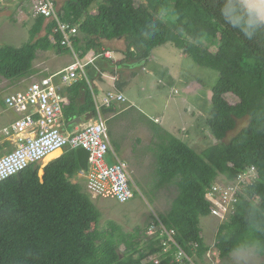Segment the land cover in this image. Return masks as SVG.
Wrapping results in <instances>:
<instances>
[{"label": "trees", "instance_id": "1", "mask_svg": "<svg viewBox=\"0 0 264 264\" xmlns=\"http://www.w3.org/2000/svg\"><path fill=\"white\" fill-rule=\"evenodd\" d=\"M54 1L61 19L78 29L73 42L79 57L99 56L86 67L88 80L82 77L64 89L68 124L95 113L93 81L105 73L97 72L99 63L144 65L156 48L169 45L218 72L207 118L217 143L198 153L167 134L160 144L157 172L176 181L179 194L159 218L177 230L180 246L202 261L210 250L200 228V218L211 216L206 193L219 176L233 181L254 166L259 177L243 187L234 213L218 225L214 247L220 259L243 248L264 256V23L257 14L239 0ZM33 19L29 42L0 46V77L28 76L38 51H68L60 34L51 40V23ZM117 41L124 42V59L105 60L108 46ZM246 118L247 126L228 139ZM41 168L30 166L0 183V264H178L173 249L163 253L159 236L147 235L149 225L132 232L112 221L100 227L101 212L81 182H74L81 172L76 150L50 161L43 174Z\"/></svg>", "mask_w": 264, "mask_h": 264}, {"label": "built area", "instance_id": "2", "mask_svg": "<svg viewBox=\"0 0 264 264\" xmlns=\"http://www.w3.org/2000/svg\"><path fill=\"white\" fill-rule=\"evenodd\" d=\"M8 1L0 0V10L6 7ZM30 2L33 17H44L52 24L51 40H55L54 34H60L61 45L70 52L71 59L68 66L60 72L34 81L25 91L5 97V106L20 113L21 116L8 130V133L16 137L17 147L0 158V183L30 166L41 164L57 151L83 148L90 153L89 169L84 171L88 191L96 197L111 198L120 203L134 199L136 190L129 166L111 147L103 113L104 109L112 107L115 103L126 102L125 95L110 91L101 101L93 95L94 119L74 133H65L62 129V120L64 105L68 103V99L64 89L82 77L87 79L86 67L93 60L90 59L87 63L79 57L73 42L78 29L61 19L54 0ZM17 11L21 16L25 14L22 7ZM110 158L113 161L111 164L108 162ZM258 177L257 169L251 166L240 172L233 181L225 177L224 182L216 179L205 195L210 205V215L219 218L221 223L229 219L234 213L243 187L252 184ZM147 235L151 238L159 236L163 253L173 249L178 264H218V253L214 246L204 255L202 261L197 255H189L176 240L177 230L167 228L157 216L149 225ZM194 248L197 249L198 244H194Z\"/></svg>", "mask_w": 264, "mask_h": 264}, {"label": "crops", "instance_id": "3", "mask_svg": "<svg viewBox=\"0 0 264 264\" xmlns=\"http://www.w3.org/2000/svg\"><path fill=\"white\" fill-rule=\"evenodd\" d=\"M19 7L23 8L24 13L25 11L27 13L31 11L29 14H31V18H34L32 14V4L27 0H22L21 2L9 0L6 7L0 10V12L6 13L10 16L11 10H18ZM108 48V51H106L104 55V58H106L105 60H112L117 63L124 59V55L122 54V50L124 49L123 41H117L110 44ZM162 48H164V51L161 50L160 52L159 49ZM42 52L43 53H41V51L37 53V58L34 61L35 68L32 70L33 73L30 80H25L23 78L15 80L14 82L8 80L9 86L5 89L7 94L2 97V103L0 101V158L12 152L17 147L16 137L13 134L8 133V130L21 116L20 113L8 109L5 106V97L16 92L25 91L34 81L60 72L68 66L71 59L70 52L68 51L64 53L65 55H57L53 50ZM162 53L168 56L169 59H172V56L175 54L180 56V59L187 56L173 47L164 45L156 48L153 51L150 60L144 65L130 63L116 66V64L113 65L114 63H112L109 67L105 64L104 67H102L103 64L99 63L96 69L97 72L103 68L105 70V73H102V75H99L98 73L95 77L96 79L93 81L92 93L96 98H103L107 92L117 91L123 93L127 99L126 102L115 103L112 107L106 108V110L104 109L105 111H103L107 122L111 147L117 154L120 152L118 155L121 156V158L124 156L126 159L128 158L127 160H130V157L134 155V148L142 143L141 138L144 137V135L148 136V132L150 131L152 134L151 138L153 139L149 144H145L148 148L151 147V143L153 144L155 140L161 144L163 136L167 134L180 139L198 153L204 151L212 144L217 143V140L213 137L207 126V118L214 96L213 87L207 86L202 80L184 77L183 69H175V67H173V62L163 59L164 57ZM42 54L44 59L40 62L39 66L38 58ZM61 56H66L63 63L58 60ZM90 59L93 61L88 63V60ZM84 60L88 65L95 64L97 60H99V56L94 52H90ZM153 64H155L156 67L163 68L164 71L160 73L157 72L156 67L152 66ZM153 77H156L155 82L157 83L158 88L161 87L162 89L166 88V90H168V93L166 94V103L158 112L145 111L146 114L140 112L144 115V120H135L133 119V113L131 111L132 109H138L136 108L135 100L130 96V91L135 87V84L140 85L142 91H146L148 84L147 81L149 78ZM13 87H15V89ZM157 94H159V91ZM82 103L83 97L81 96V104ZM170 108H172V110ZM174 112L178 113L177 116L178 118H181L182 122L180 129H175L176 133L167 126L166 128L164 127L166 114L169 119ZM115 120H120V123L117 125L115 124L113 128V123H111V121ZM69 124L66 122L65 117H63L62 129L65 133H74L78 129H82L88 125L87 123L78 127H69ZM69 128H73V130L71 131ZM111 130L112 135L110 133ZM110 136H113V143ZM200 141H204V144L199 148L198 142ZM143 143H145V141H143ZM195 148H198L200 151H197ZM65 151L66 150L57 151L59 152L58 156L50 158L53 155L52 154L39 165L43 168L50 161L60 157ZM108 162L111 164L113 161L110 158ZM125 162L127 163V161ZM42 168L40 171L41 174H43ZM78 179L79 180H75L74 182L80 181L84 189L85 187L88 189L86 174L83 170L79 173Z\"/></svg>", "mask_w": 264, "mask_h": 264}, {"label": "rangeland", "instance_id": "4", "mask_svg": "<svg viewBox=\"0 0 264 264\" xmlns=\"http://www.w3.org/2000/svg\"><path fill=\"white\" fill-rule=\"evenodd\" d=\"M29 13H31V11ZM29 13L25 11V14L21 16L17 9H13L10 12V16H8L6 13L0 12V46L19 48L30 41L29 30L34 19L31 18V14ZM161 50L164 51V48L159 49L160 52ZM41 53L43 52L41 51ZM163 57L166 61L169 60L173 62V67H175V69H183L184 77L202 80L210 87H213L219 79L218 72L199 66L190 56L180 59V56L175 54L172 56V59H169L168 56L163 54ZM43 59L44 56L42 54L38 58L39 66ZM65 59L66 56H61L58 60L63 63ZM34 64L35 62H33L32 70L35 68ZM152 66L156 67L155 64ZM156 69L159 73L164 71V69L160 67H156ZM32 70L29 75L23 79L30 80L33 73ZM155 80L156 77L148 79L146 91H142L140 85L138 84H135V87L130 91V96L133 100H135L136 108L138 109H132L131 112L133 113V119L144 120V115L140 112H144V114H146L145 111L158 112L166 103V94L168 93V90H166V88H158ZM7 86H9L8 80L0 77L1 103L2 97L7 94L5 91ZM13 88L15 89V87ZM158 91L159 94H157ZM228 98L232 103L235 100H233L230 96H228ZM101 99V97L98 98L99 101H101ZM170 109L172 110V108ZM177 115L178 113L174 112L168 119V115L166 114L164 122V127L166 128L167 126L172 129L174 133H176L175 129H180L182 123L181 118H178ZM248 122V118L241 120L238 123L236 130L229 133L228 139L232 138L238 133V131L247 126ZM111 123H113L114 128L115 124L117 125L120 123V120L111 121ZM150 124L154 126L152 123ZM69 130L72 131L73 128H69ZM110 133L112 135V130ZM151 135L150 131L148 132V136L144 135V137L141 138L142 143L134 148V155L130 157V160H127L128 158L126 159L124 156L121 158L124 161H127L132 175L134 188L136 190V197L134 199L125 203H120L111 198L96 197L85 187V192L90 195L93 203L102 214L100 222L101 228H107L109 222L112 221L120 225L124 231L132 232L136 227L143 229L147 228L148 225L153 222L155 216L159 217L160 215L167 214L170 211L173 201L179 194V190L176 186V181L171 183L165 181L156 171V169H158L160 144L155 140L153 144L151 143V147L148 148L145 144H149L153 139L151 138ZM110 137L113 143V136ZM164 138H166V135L163 136L162 139L164 140ZM143 141H145V143H143ZM202 144H204V141L198 142V147H202ZM195 149L200 151L198 148ZM58 153H56V155H58ZM118 154H120V152H118ZM219 179H221V182L225 181L223 176H219ZM77 180L79 179L77 178ZM220 223L221 221L217 217L206 216L200 218L202 237L204 242L210 248L215 244L217 234L216 231ZM217 262L218 264H264V256L256 254L254 248H243L239 251L233 252L228 258L220 259L217 257Z\"/></svg>", "mask_w": 264, "mask_h": 264}, {"label": "water", "instance_id": "5", "mask_svg": "<svg viewBox=\"0 0 264 264\" xmlns=\"http://www.w3.org/2000/svg\"><path fill=\"white\" fill-rule=\"evenodd\" d=\"M241 4L248 10L255 12L259 18L264 23V0H239ZM95 117L94 112H89L69 124V127H78L83 124L91 122ZM78 157V162L81 170L88 171L89 169V151L79 148L76 150Z\"/></svg>", "mask_w": 264, "mask_h": 264}, {"label": "bare ground", "instance_id": "6", "mask_svg": "<svg viewBox=\"0 0 264 264\" xmlns=\"http://www.w3.org/2000/svg\"><path fill=\"white\" fill-rule=\"evenodd\" d=\"M57 153H58V152H57ZM53 155H56V153H54ZM53 155H52V156H53Z\"/></svg>", "mask_w": 264, "mask_h": 264}]
</instances>
